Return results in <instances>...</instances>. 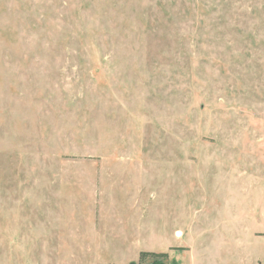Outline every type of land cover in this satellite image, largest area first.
<instances>
[{
  "label": "rangeland",
  "instance_id": "1",
  "mask_svg": "<svg viewBox=\"0 0 264 264\" xmlns=\"http://www.w3.org/2000/svg\"><path fill=\"white\" fill-rule=\"evenodd\" d=\"M0 264H264V0H0Z\"/></svg>",
  "mask_w": 264,
  "mask_h": 264
},
{
  "label": "trees",
  "instance_id": "2",
  "mask_svg": "<svg viewBox=\"0 0 264 264\" xmlns=\"http://www.w3.org/2000/svg\"><path fill=\"white\" fill-rule=\"evenodd\" d=\"M167 258L166 254H154V253H141L139 256V260L142 261L144 259L154 260H164Z\"/></svg>",
  "mask_w": 264,
  "mask_h": 264
}]
</instances>
